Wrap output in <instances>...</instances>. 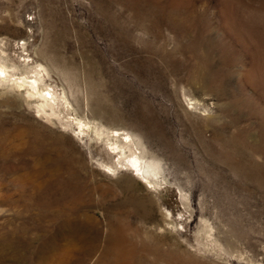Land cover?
<instances>
[{
  "label": "rangeland",
  "instance_id": "374dc122",
  "mask_svg": "<svg viewBox=\"0 0 264 264\" xmlns=\"http://www.w3.org/2000/svg\"><path fill=\"white\" fill-rule=\"evenodd\" d=\"M2 50L54 96L42 114L0 88L3 130L51 144L0 155V264H128L107 250L123 212L131 259L264 264V0H0ZM96 128L140 141L154 182Z\"/></svg>",
  "mask_w": 264,
  "mask_h": 264
},
{
  "label": "bare ground",
  "instance_id": "6f19581e",
  "mask_svg": "<svg viewBox=\"0 0 264 264\" xmlns=\"http://www.w3.org/2000/svg\"><path fill=\"white\" fill-rule=\"evenodd\" d=\"M12 60L13 58H11L7 52L2 50V52L0 53V88L4 91L9 90L21 93L25 100L28 101L30 98L32 99L42 97V100L40 99V103L36 105L37 111L42 114H51V112L49 113V108H51L52 105V100L50 98L54 96V93L50 91H44L43 88L40 87V81H42L43 79L44 69H32L30 67L29 61L26 59H23V61H19V63ZM32 72L35 73L33 78L29 75ZM48 95H51V97L49 96L50 98H47ZM63 95V98H65L66 102L68 103L66 95ZM14 100V98L6 96V98H4V100L2 101L11 106L12 104H14ZM76 120L80 132H85V130L90 128V121L82 120L81 118H76ZM6 124L7 121H2L0 123V144H2L0 150L1 156L6 158L10 154H12L14 157L16 156L22 159L26 158L28 154H34V152H36L39 155L36 157L37 162H39L40 159H42L44 163L51 160V157L48 154L50 148L48 145L51 144L49 143V140L45 137L43 132H31V129L25 127H17V125H14L12 129L3 130ZM96 134L99 137L105 138L113 151H115L119 147L125 146V144L128 143V146L133 149V156L132 160H130V163L135 167V170L141 176H143L144 179L149 182H154L162 165L159 160L155 158H148L145 155L144 147L140 145V141L134 140V138H132L131 133H125V139L123 140H119L117 137L114 140H111V134H108L107 131H103L100 128H96ZM114 134H119V132L115 131L112 136H114ZM45 166L41 165L37 170H34L33 166L28 167L26 164L21 165L23 170H25V168H28V173L31 172L32 175H36L38 178L42 179L43 177H49L55 174V172H51L49 174L48 171L50 170L48 169H51V167ZM108 167L110 170L114 171L111 165H108ZM43 174L48 175L43 176ZM81 190H83V185H78V189L73 190L78 195L74 198L75 201L86 199V195H83L82 193L78 194V192H81ZM127 212L128 215H130V211ZM123 214L124 216L122 215V213L121 215L114 213L109 217L110 222L113 225L110 236H114L116 242L109 244L107 250H113L117 254L118 252L126 254L125 257L128 258V264H150V262H148L147 258L145 259L144 256L135 259H131L128 257V253L130 251L133 252L135 250V246L133 244H123V238L126 237L128 233L126 232V228L121 227V224H123L122 222L126 220L127 216L125 212H123ZM147 214H149L148 210L144 212V215ZM132 233L136 234L137 231L133 230Z\"/></svg>",
  "mask_w": 264,
  "mask_h": 264
}]
</instances>
